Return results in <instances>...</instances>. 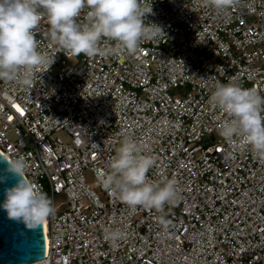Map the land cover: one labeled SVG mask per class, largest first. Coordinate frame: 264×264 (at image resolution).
<instances>
[{
  "label": "built area",
  "instance_id": "2783aa9c",
  "mask_svg": "<svg viewBox=\"0 0 264 264\" xmlns=\"http://www.w3.org/2000/svg\"><path fill=\"white\" fill-rule=\"evenodd\" d=\"M141 4L164 32L135 53L65 54L42 15L38 50L54 63L37 68L31 88L0 80V152L26 158V178L55 208L47 252L31 264H264V159L219 135L229 117L209 103L218 83L264 96V0ZM125 138L153 157L151 181L176 180L174 205L130 208L102 186ZM116 229L127 237L113 246L105 232Z\"/></svg>",
  "mask_w": 264,
  "mask_h": 264
},
{
  "label": "clouds",
  "instance_id": "9594fccd",
  "mask_svg": "<svg viewBox=\"0 0 264 264\" xmlns=\"http://www.w3.org/2000/svg\"><path fill=\"white\" fill-rule=\"evenodd\" d=\"M208 2L225 10L233 0ZM148 14H154L152 5L143 6L141 0H0V80L31 88L37 68L48 70L54 63V57L38 50L35 29L42 15L52 45L65 54L92 57L121 49L135 53L142 39L162 34L160 25L145 23ZM102 39L115 42L116 47L101 49ZM209 103L229 117L221 124L219 135L225 140L239 137L256 158L264 159V96L234 82L218 83ZM0 163H5L0 184L9 176L16 178L15 184L4 189L0 210L9 220L36 230L55 212L51 199L26 178L28 164L23 155L0 157ZM153 164V157L142 155L136 142L125 138L108 163L109 171L100 177L101 184L130 208L163 211L166 204L176 202V180L151 181L147 173ZM158 222L164 229L171 223L164 216ZM126 237L119 229L105 232V240L113 246Z\"/></svg>",
  "mask_w": 264,
  "mask_h": 264
},
{
  "label": "water",
  "instance_id": "95a60500",
  "mask_svg": "<svg viewBox=\"0 0 264 264\" xmlns=\"http://www.w3.org/2000/svg\"><path fill=\"white\" fill-rule=\"evenodd\" d=\"M0 157L6 158L1 152ZM5 163H0V170ZM16 183V178L9 176L0 184V202L4 199V189ZM45 235L43 225L36 230H29L23 224L9 220L0 210V264H31L45 256Z\"/></svg>",
  "mask_w": 264,
  "mask_h": 264
},
{
  "label": "rangeland",
  "instance_id": "374dc122",
  "mask_svg": "<svg viewBox=\"0 0 264 264\" xmlns=\"http://www.w3.org/2000/svg\"><path fill=\"white\" fill-rule=\"evenodd\" d=\"M84 177H85V180L86 182L89 184V186L93 189H95L99 194L100 192L97 190V187L95 186L94 184V177L92 175V172L89 171L88 169H86L84 171ZM101 195V194H100ZM65 197L64 196H57L55 199H54V204H58L60 201L64 200Z\"/></svg>",
  "mask_w": 264,
  "mask_h": 264
},
{
  "label": "bare ground",
  "instance_id": "6f19581e",
  "mask_svg": "<svg viewBox=\"0 0 264 264\" xmlns=\"http://www.w3.org/2000/svg\"><path fill=\"white\" fill-rule=\"evenodd\" d=\"M43 231H44V235H45V239H44V242H45V252H47V249H48V246H49V241H48V238H47V235H46V222L43 224Z\"/></svg>",
  "mask_w": 264,
  "mask_h": 264
}]
</instances>
